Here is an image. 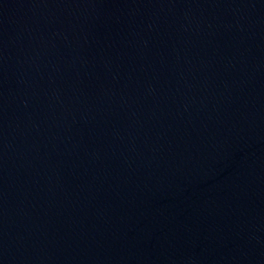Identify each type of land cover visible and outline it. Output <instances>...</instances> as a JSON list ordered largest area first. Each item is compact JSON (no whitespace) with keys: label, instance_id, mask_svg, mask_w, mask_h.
<instances>
[{"label":"water","instance_id":"water-1","mask_svg":"<svg viewBox=\"0 0 264 264\" xmlns=\"http://www.w3.org/2000/svg\"><path fill=\"white\" fill-rule=\"evenodd\" d=\"M0 264H264V133L0 0Z\"/></svg>","mask_w":264,"mask_h":264}]
</instances>
